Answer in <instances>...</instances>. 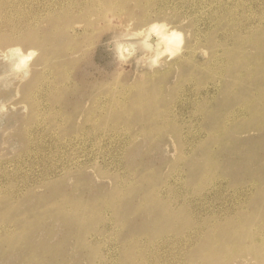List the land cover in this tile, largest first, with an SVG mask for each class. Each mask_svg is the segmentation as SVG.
Listing matches in <instances>:
<instances>
[{
  "label": "rangeland",
  "instance_id": "374dc122",
  "mask_svg": "<svg viewBox=\"0 0 264 264\" xmlns=\"http://www.w3.org/2000/svg\"><path fill=\"white\" fill-rule=\"evenodd\" d=\"M262 4L0 0V193L16 189L0 215L10 200L36 223L33 238L10 226L21 248L0 264H218L211 250L236 194L254 192L245 218L263 224L264 180L226 190L220 164L228 144L264 153L259 24L247 27ZM157 21L184 33L182 55L154 70L114 58L110 41L130 22ZM30 51L28 75L14 71Z\"/></svg>",
  "mask_w": 264,
  "mask_h": 264
},
{
  "label": "bare ground",
  "instance_id": "6f19581e",
  "mask_svg": "<svg viewBox=\"0 0 264 264\" xmlns=\"http://www.w3.org/2000/svg\"><path fill=\"white\" fill-rule=\"evenodd\" d=\"M162 3L163 5H165L164 7L171 6V5H166L165 1H163ZM182 8L183 7H181L180 10ZM254 8L256 7L254 6ZM260 8H263V7H260ZM263 14H264V11H263ZM249 22L250 23H248L247 27L250 28L251 30L253 29L254 25L259 24L258 30L255 31L257 33L255 37V42H254L256 47L255 49H253V51L255 50L254 52L256 55L254 57V61L252 60V62L256 66L259 67L262 64H264V16L260 17L259 20L257 21L250 20ZM41 41L43 40L35 38L33 43L40 45ZM47 42L49 43V45H52L55 51L58 50L57 46L51 40ZM154 42H155V38L153 37L151 38L150 43H154ZM18 53H20V51ZM28 53H26L25 55L19 54V56L23 58V57H26ZM178 61H179L178 63H180L179 65H181L183 63V58L179 59ZM220 160H221L220 164L222 168V173L224 177V188L226 190H229L232 186L233 188H238V187H244L247 189L248 188L252 189L253 187L258 188L260 187V184L255 182V179L259 177L264 180V173L261 172V165L264 164V153L260 154L259 152H255L247 144L239 143V142L228 144L224 148V151L221 153ZM246 160L248 164L245 166L243 164L245 163ZM262 189L264 190V186L259 188L257 191L262 190ZM13 190L14 191H10L8 189L3 195L0 193L1 195L0 199L2 197L3 199H5L6 197H11L10 195L14 196L16 189H13ZM253 193L254 192H251L249 193V195L245 194L242 198L240 197L239 194H236L233 197H231L234 203L233 213L232 215L230 214V216H225V217L222 216L223 218L221 219L223 220L221 222L222 230L224 231V228L227 227L228 231L221 233V234L216 233V235L218 234V237L216 239V242H217L216 247H214L213 250L210 249L212 251L211 259L218 260V264H259L261 259L264 258L263 257L264 256V223L250 226L252 223L247 218H245L246 212L244 211L248 209L249 206L252 205L253 207L258 208V206H256L255 204V202L257 201V197L254 196L252 198ZM250 200L253 201L252 204ZM4 201H7V200H4ZM9 201L10 200H8V204H9ZM3 204H5V202ZM8 204L6 207H8L11 210V212L8 213L6 216L0 215V226L1 225L4 226V228H2V231L0 232L4 235L3 237L4 242H2L0 245V253H3V254H7V253L9 254L10 252L15 253L16 250H19L21 248V244L17 242L16 235L18 233L12 232V228L10 226H12L15 223L20 224L21 225L20 227L22 229L19 234L26 232L27 226H29L28 233L32 235L34 233L33 231L35 227L34 225L36 224L34 221H30V220L21 222V220L24 217L23 218L21 217L22 219L18 217L17 216L19 212L18 209H16V207L9 206ZM262 205H264V203H262ZM263 222H264V218H263ZM33 236L34 234L32 235V238ZM230 243L231 245H229ZM232 246H235V247L238 246L233 250L236 252L235 257L231 253L226 254V255L222 254L224 252H227L228 248ZM242 251L244 253L240 254ZM238 253L241 255V259L239 261L234 262V260H236ZM31 255H33L31 258L35 260H36V257L39 256V254L37 253L33 254V252L31 253ZM47 257L48 255H46V258ZM23 258L24 257L21 256L20 260L22 261ZM28 259L30 258H27V259L24 258L26 262Z\"/></svg>",
  "mask_w": 264,
  "mask_h": 264
},
{
  "label": "clouds",
  "instance_id": "9594fccd",
  "mask_svg": "<svg viewBox=\"0 0 264 264\" xmlns=\"http://www.w3.org/2000/svg\"><path fill=\"white\" fill-rule=\"evenodd\" d=\"M155 38L154 43H150L151 38ZM112 45L110 51L117 61L127 66L133 58L134 64L140 67L154 70L161 66L162 60L172 61L184 51L185 35L183 32L172 28L164 21L153 22L146 28L133 30L132 22L125 28V31L110 41ZM151 53L146 59L143 53ZM20 50L17 49V52ZM206 54V53H205ZM38 55L36 51H30L26 57L18 58L14 65V71H24L27 76L28 63ZM144 61L141 63V61Z\"/></svg>",
  "mask_w": 264,
  "mask_h": 264
}]
</instances>
